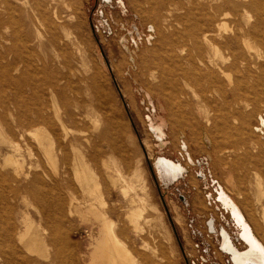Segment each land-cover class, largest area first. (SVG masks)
Instances as JSON below:
<instances>
[{
  "label": "rangeland",
  "instance_id": "374dc122",
  "mask_svg": "<svg viewBox=\"0 0 264 264\" xmlns=\"http://www.w3.org/2000/svg\"><path fill=\"white\" fill-rule=\"evenodd\" d=\"M133 2L137 3L136 0H0V32L8 38L6 41L0 37V54L5 56L6 47L10 45L14 53L23 51L25 49L22 43L27 42V50L51 56L55 65L48 68L50 71L52 67L56 68L60 74L67 77L81 100L80 109L83 116L78 118L77 122H68L71 131L67 140H63L64 132L53 116L52 120L59 134L57 141L59 142L61 138L69 154L72 153L69 141H76L75 136H80L81 139L77 143L82 144L87 152L97 150L95 145H99V160L108 158L110 164L117 165L135 185L128 193H124L120 188L121 184L114 186L107 175L103 174L102 178L101 176L100 179L98 178V187L92 185L91 189H94L95 196L88 191H85V194L77 183H74V191L80 201L83 198L85 201L86 198L99 207L104 203L105 206L102 205L101 208L117 221L122 230H120L122 239L128 243L139 264H233L230 254L222 248L221 228L224 227L230 233L240 249H245L246 244L239 238V228L232 222L234 218L231 217V212L219 200V192L223 189L239 207L244 209L254 228L257 224L263 225L264 197L260 194L258 181L264 180V164H262L264 145L261 146L262 143L264 144L262 123L264 117L259 123V113L254 114L249 119L242 136L239 137L240 133L237 130L240 121L235 115L238 113V107L221 103V109L226 108L224 112L229 115V120L226 121L228 126L223 127V121H217L218 118H215L219 112L215 109L214 103H208L203 107L204 103L201 117L198 114L193 115L192 120L185 121L183 128H178L176 123L171 124L163 99L157 92L159 82L148 75L154 49L158 47V36L154 32L153 24L143 13L137 11L132 5ZM10 16L12 21L13 19L15 21L11 25ZM53 18L58 21L57 24ZM65 31L70 34L67 41L64 39ZM52 36L56 39L54 44L49 40ZM150 49H153V53ZM14 53L11 52L10 59L14 58ZM6 61V58H0L1 63ZM12 73L18 76L20 71L15 69ZM60 105L64 107L62 103ZM263 105L259 107L261 113L264 110ZM67 108L74 110L70 105ZM242 108L245 110L244 107ZM254 116L255 119H252ZM5 118L10 120L9 115L0 107V121L5 122ZM213 123L216 126L219 124L220 128H216ZM191 124L196 128L194 134H190ZM39 127L36 128H42L51 136L55 135L50 127L45 125ZM254 128L258 133H255ZM80 129L91 135V142H87L84 136L78 134L77 131ZM100 129L104 133L97 138ZM7 134L11 135L9 130ZM221 135L226 136L223 138ZM241 137L243 141L240 140ZM229 140L232 145L229 144ZM244 140L249 141L248 144ZM18 141L22 145L25 143L20 138ZM210 141L211 145H216L215 149L208 144ZM235 141L237 142L234 143ZM184 142H187L188 147L184 148ZM242 146L252 150L253 155L250 154L252 155L249 156L250 158L246 156L247 153L245 154ZM0 148V159L4 153L11 151L10 146L5 143H0ZM261 153L263 156L260 155ZM189 154L193 160L189 158ZM238 156H241V159H238L235 173H228V170L234 167V160L237 161ZM161 157L183 165L184 174L178 181L168 182L163 177L158 165ZM43 159L42 165L47 168L46 170L54 171L48 160L45 158L46 162ZM137 164H141L146 169L142 168L143 173L145 172L144 178H148L147 181L143 178L145 182L138 179L137 182L136 178L131 177L134 165ZM57 166L59 169L61 164L58 163ZM256 176L260 178L257 179ZM146 182L148 185L144 191L141 185ZM98 189L101 190L100 195ZM60 192L65 195L66 189L59 190ZM144 194L148 202L142 215L136 219L137 224L131 223L128 218L130 200ZM181 196L185 197L186 201H182ZM10 197L11 203L18 205L17 211L24 208L23 211L29 212L39 220L42 207L37 200L35 203L31 194L19 192L16 199ZM244 200L248 203L243 202ZM74 214L73 217L67 215L65 222H62L63 227L60 226L67 242L63 247L64 256L68 259L67 262H70L72 255H75L81 264H87L90 260L92 243L99 236L100 224L93 220L92 214L85 211V207ZM211 220L216 226L214 231L208 228ZM256 232L264 243L262 237L264 228ZM54 253L55 250L49 248L46 254L45 252L41 254L40 260L44 262L46 256Z\"/></svg>",
  "mask_w": 264,
  "mask_h": 264
},
{
  "label": "bare ground",
  "instance_id": "6f19581e",
  "mask_svg": "<svg viewBox=\"0 0 264 264\" xmlns=\"http://www.w3.org/2000/svg\"><path fill=\"white\" fill-rule=\"evenodd\" d=\"M136 1L137 3L133 2L132 5L148 18L158 36V47L154 49L152 63L151 61V64L148 63L150 64L148 75L159 82L157 92L163 99L171 124L176 123L178 128H183L185 121L192 120L193 115L198 114L201 117L204 103L206 105L204 104L203 107L208 103H214L215 109L219 112L215 118H218L217 121L224 122H222L223 127L228 126L226 121L229 120V115L224 112L226 108L221 109V103L238 107V113L235 115L240 121L237 130L240 133L239 137L242 136L249 124V119L254 114L259 113L260 123L264 117V110L262 113L259 112V107L264 104V0H139L141 3ZM11 16L9 17L10 25L14 21ZM55 18L58 19V17ZM55 18L53 21L57 24L58 21ZM45 21L43 20L44 23ZM65 33L64 39L67 41L70 34L67 31ZM1 34L2 32H0L1 38L8 39ZM24 40H26L25 37ZM49 40L51 44H54L56 39L52 36ZM22 44L25 49L23 51L14 53L10 45L6 47L5 56L0 54V58L7 60L4 63L0 62V107L10 117V120L5 118V122L1 120L3 123L0 121V143L8 144L11 148V151L4 153L0 159V264H81L75 255H72V260L67 262L63 249L66 236L62 235L60 226L62 222H65L67 215L79 213L84 207L87 213L93 215V220L100 224H97L100 226V232L92 243L90 260L87 264H139L128 243L122 239L117 221L101 208L104 203L99 207L86 198L85 201H83L84 198L80 201L74 191V183H77L84 193L88 191L92 195L95 194L94 189H91L92 185L97 186L98 178L99 176L102 178L103 174L107 175L114 186L121 184L120 188L124 193H128L135 186L133 181L117 165L112 166L108 158L99 160V145H95L97 150L93 147V152H87L82 144L77 143L81 139L80 136H75L76 141H69L72 151L69 154L61 138L59 142L57 141L59 134L52 120L53 116L64 132L63 140H67L71 131L68 122H77V119L83 116L80 109L81 100L65 75L60 74L55 67V69L52 67L51 71L48 69L51 65H55L51 56L27 50V42ZM150 51L152 52L153 49ZM11 52L14 53L13 59L9 58L12 55ZM15 69L20 71V74L17 73L18 76L12 73ZM61 103L64 107L60 105ZM69 105L74 107V110H68ZM204 112L207 113V111ZM194 118L196 120V117ZM252 119H255V116ZM41 125L50 127L55 135L51 136L42 128L38 129ZM193 125L190 126V134L195 132L196 128H193ZM218 125L215 127L218 128ZM7 130L13 136L8 135ZM77 132L84 136L87 142H91V135L87 134V131L80 129ZM174 132H176L175 129ZM103 133L104 131L100 129L96 137L100 138ZM255 133L258 132L255 131ZM221 136L224 138L226 135ZM17 138L23 139L24 145L20 144ZM196 140L198 141V138ZM187 142H184V148ZM228 142L232 145L230 140ZM208 144L213 146L211 141ZM218 144L221 146L220 142ZM231 145L228 146L231 147ZM263 145L262 143L261 146ZM215 146H213L214 149ZM241 148L245 154L247 153L248 158L253 155L250 148L243 146ZM260 155L263 156L262 153ZM240 157L238 156L237 161L233 159L234 167L228 170V173H235ZM42 158L48 160L54 171L46 170L47 168L42 165ZM189 158L193 160L190 154ZM58 163L61 164L59 169ZM158 165L168 182H176L184 174L181 163H174L165 157L158 160ZM142 168L144 169L141 164L134 165L131 177L136 178V181L137 179L147 181ZM147 185L146 182L141 185V188L145 191ZM258 185L261 189L260 194L264 197V188L262 189L264 180L262 182L259 180ZM63 189H66L65 195L59 193V190ZM19 192L31 194L35 203L37 200L41 204L42 213L39 220H36L29 212L23 211L24 208L19 207L20 211L16 210L18 205L11 203L10 196L16 199ZM98 193L100 195L101 190ZM138 196L130 200L131 207L128 213L129 221L134 224H137L136 219L142 215L148 202L145 194ZM219 200L231 212V217L236 223L234 220L232 222L239 228V238L246 244L245 249H240L230 233L224 227L221 228V245L230 254L233 264H264V243L256 232L264 228V210L263 225L257 224L255 230L244 209L239 207L223 189L219 192ZM44 202L48 203L43 204ZM243 202L248 203L247 200ZM208 228L211 231L216 229L213 220L209 222ZM65 229H67L66 226ZM262 237L264 241V235ZM49 248H53L55 253L46 256V261L43 262L40 256L43 252L46 254Z\"/></svg>",
  "mask_w": 264,
  "mask_h": 264
},
{
  "label": "water",
  "instance_id": "95a60500",
  "mask_svg": "<svg viewBox=\"0 0 264 264\" xmlns=\"http://www.w3.org/2000/svg\"><path fill=\"white\" fill-rule=\"evenodd\" d=\"M264 122V120H262V123ZM181 200L182 201H186V198L185 197H183V196H181Z\"/></svg>",
  "mask_w": 264,
  "mask_h": 264
},
{
  "label": "flooded vegetation",
  "instance_id": "af4514ba",
  "mask_svg": "<svg viewBox=\"0 0 264 264\" xmlns=\"http://www.w3.org/2000/svg\"><path fill=\"white\" fill-rule=\"evenodd\" d=\"M236 223V222H235ZM248 264V263H247Z\"/></svg>",
  "mask_w": 264,
  "mask_h": 264
}]
</instances>
